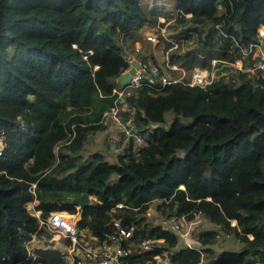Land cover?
Listing matches in <instances>:
<instances>
[{"label":"trees","instance_id":"trees-1","mask_svg":"<svg viewBox=\"0 0 264 264\" xmlns=\"http://www.w3.org/2000/svg\"><path fill=\"white\" fill-rule=\"evenodd\" d=\"M146 1L0 0V264H69L53 241L27 254L33 234L51 235L29 202L44 219L78 211L76 227L98 241L114 231V218L133 225L131 263L159 255L169 264H264V78L229 71L204 87L142 79L122 101L114 91L130 65L126 49L163 73L180 74L167 61L184 67V80L195 66L210 69L212 58L233 62L257 41L264 0H167L163 8L178 12L162 22L151 13L164 3ZM152 26L168 51L162 65L135 47ZM116 102L147 145L129 143L116 163L99 151L85 156V141L106 127ZM155 200L164 217L201 213L241 250L215 253L217 229L185 241L147 221ZM144 239L153 245L138 253Z\"/></svg>","mask_w":264,"mask_h":264},{"label":"built area","instance_id":"built-area-1","mask_svg":"<svg viewBox=\"0 0 264 264\" xmlns=\"http://www.w3.org/2000/svg\"><path fill=\"white\" fill-rule=\"evenodd\" d=\"M217 8L222 9V4L218 3ZM174 12H176L175 14L177 15L178 10H175ZM186 15H189V13ZM164 31L165 26L162 28L163 36L173 42V47L177 45L176 41L167 37V35L163 33ZM146 38L151 41H154L155 39L157 40L156 34L153 32L148 33ZM256 38L257 41H252L247 46L241 47V55L233 62H226L212 58L210 69L195 66L191 71L189 80H184L183 78L187 75L184 69L179 68L175 64H168V61L166 62L168 67H171L176 71H180V74L163 73L155 66H148L146 63L139 62V66L132 75L131 79L124 85L119 86V89H114V91L117 92L119 97L125 94L126 89L139 86L142 79H148L150 84L159 82L160 86L181 82L191 86L197 85L204 87L210 84L214 79L227 74L229 71L236 72V70L251 74L258 73L264 78V27L262 25L258 28ZM237 45L240 47L238 42ZM227 65L231 66L230 70L223 68ZM119 106L120 105L116 102L109 111L104 113V118L118 120ZM125 124L126 126L124 127V132L128 135L127 137L129 139L135 140L139 146L147 145V141L143 135L138 132L131 119H127ZM1 136L4 139L3 132H0V137ZM54 212H51L49 217L44 219L40 217L39 209L31 211L32 214L38 217L40 225L45 227L47 232L51 234L48 238L46 237V234H43L42 236L33 234L32 237L25 242L27 254L32 258L36 257L34 252L35 249L41 247L45 248L48 246L46 241H53L55 245L59 244V246H57L59 247L62 255L71 262H73L76 258L81 259L78 257L85 255L87 257L88 264H141L131 263L125 259L134 245L133 225H122L119 218H114L112 223L114 231L105 232L103 240L98 241L99 239L97 236L87 230L78 229L76 227V221L72 220L73 222L70 224L71 219H55ZM183 218V214H171L164 217L161 224L166 229L178 232L185 241H188L190 229L186 228L182 230ZM191 223L192 221L189 220V225ZM65 241H68V243ZM153 242V240L149 239L141 240L137 245V252L139 253L149 250L152 247ZM154 258L157 260L156 262L147 260L142 264H159V262L169 264L166 260H162L159 255H155ZM92 259L96 261L91 262ZM71 262L69 263L71 264Z\"/></svg>","mask_w":264,"mask_h":264},{"label":"rangeland","instance_id":"rangeland-1","mask_svg":"<svg viewBox=\"0 0 264 264\" xmlns=\"http://www.w3.org/2000/svg\"><path fill=\"white\" fill-rule=\"evenodd\" d=\"M148 1V2H147ZM146 2L148 4L153 3H164L160 6H162L161 9H157L155 12L151 14H156L159 21H163L167 18L174 19L175 13L172 12L173 10H167L168 8L165 7V4L168 3L167 0H147ZM147 11L151 12V9L147 7ZM155 27H148L145 29L141 37L138 41L135 43V47L140 48V51L144 52L147 55L146 61H152L151 55L154 56V61L156 65H162V61L165 58V56L168 54L167 50H164V43L158 42V39L151 41L146 38V35L148 33L153 32ZM167 35V34H165ZM157 37V35H156ZM182 40V39H181ZM186 40H182V42H185ZM178 43V41H176ZM186 45V44H183ZM190 46V45H189ZM188 46V47H189ZM185 48V46H183ZM126 57H129V61H132L133 58L138 59L135 57V53L131 52L129 49H126ZM157 58V59H156ZM151 63V62H150ZM153 63V62H152ZM154 64V63H153ZM251 74V73H249ZM120 100H123V95L119 96ZM126 105L125 103L121 104L119 106V116L118 120H114L112 118H105L106 120V127L102 130H97L96 132L90 133L87 140L84 143L83 146V154L86 156L90 152L99 151L101 152L105 159L110 163H116L118 161V156L124 152V150L127 148L129 143H134V146L138 145V143L135 140L129 139L124 132V127L126 126L123 116L121 115V111L125 110ZM167 121L169 120L171 113H167ZM191 119H184V121L188 122ZM3 137H0V149L2 148L3 143ZM93 196H88L87 199H92ZM82 199H84L82 197ZM36 202V201H35ZM157 200L151 202L150 206L146 210V220L152 223H158L162 221L161 219L164 218L163 214H160V212L156 208ZM34 202H29L27 204V207L30 209V211H34L33 209ZM118 206L119 203L117 204ZM80 204L76 205V208H79ZM66 211V210H62ZM67 212V211H66ZM78 212V211H77ZM69 213L72 215L71 221H77L79 218V212L77 213ZM115 215H118L120 213V210H115ZM166 215V214H165ZM189 220L192 221V223L189 225ZM182 230L184 229H190V233L188 234L189 237L193 236L194 232L196 230L202 229V228H212L219 230V235L217 237V240L214 244L211 245V247L214 249L215 253L220 252L223 249H232V250H241V243L235 239L234 236L230 234H226L220 231L219 227L213 223H211L207 218H205L201 213H195L192 218H187L184 215V218L182 219ZM59 246V244H57ZM81 259H75L71 264H88L87 257L85 255H82L81 257H78ZM96 260H93L91 262H95Z\"/></svg>","mask_w":264,"mask_h":264},{"label":"water","instance_id":"water-1","mask_svg":"<svg viewBox=\"0 0 264 264\" xmlns=\"http://www.w3.org/2000/svg\"><path fill=\"white\" fill-rule=\"evenodd\" d=\"M138 66H139L138 61L136 59H134L132 61V63H131V66L126 71L122 72L117 77V79H116L117 80V83L120 84V85H122V84L128 82L131 79L132 75L135 73V71H136V69H137ZM86 196H87L86 193H83L82 194V197L83 198H86ZM82 197H81V199H82ZM66 201L70 202L71 199H66Z\"/></svg>","mask_w":264,"mask_h":264},{"label":"bare ground","instance_id":"bare-ground-1","mask_svg":"<svg viewBox=\"0 0 264 264\" xmlns=\"http://www.w3.org/2000/svg\"><path fill=\"white\" fill-rule=\"evenodd\" d=\"M157 59V58H156ZM168 63H169V61H168ZM182 67V66H181ZM225 68V67H224ZM183 69H184V67H183ZM192 69V68H191ZM143 81H144V79H143ZM147 81V80H146ZM145 81V82H146ZM152 85H156V84H152ZM158 86V85H157ZM137 87V86H136ZM159 87V86H158ZM201 87V86H200ZM78 213V212H77ZM54 216H55V219H67V220H70L71 218H72V215L71 214H69L68 212H66V211H56V212H54ZM79 220V219H78ZM72 222L73 221H71L70 222V224H72ZM76 225H77V223H76ZM37 257V256H36Z\"/></svg>","mask_w":264,"mask_h":264},{"label":"clouds","instance_id":"clouds-1","mask_svg":"<svg viewBox=\"0 0 264 264\" xmlns=\"http://www.w3.org/2000/svg\"><path fill=\"white\" fill-rule=\"evenodd\" d=\"M134 59H135V58H133V60H134ZM133 60H132V61H133ZM136 60H137V59H136ZM132 61H130V63H129L130 65L128 66V68L131 66ZM137 61H138V63L140 62L139 60H137ZM128 68H127V69H128ZM137 68H138V67H137ZM127 69H126V70H127ZM126 70H124V71H126ZM124 71H123V72H124ZM116 79H117V78H116ZM116 81H117V80H116ZM126 83H127V82H126ZM124 84H125V83H124ZM124 84H122V85H124ZM122 85L118 84V86H122ZM119 204H120V206H121V203H119ZM69 264H70V263H69Z\"/></svg>","mask_w":264,"mask_h":264},{"label":"crops","instance_id":"crops-1","mask_svg":"<svg viewBox=\"0 0 264 264\" xmlns=\"http://www.w3.org/2000/svg\"><path fill=\"white\" fill-rule=\"evenodd\" d=\"M136 48H138V47H136Z\"/></svg>","mask_w":264,"mask_h":264}]
</instances>
